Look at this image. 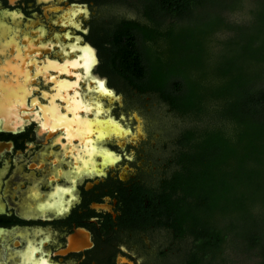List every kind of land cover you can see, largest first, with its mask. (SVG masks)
Here are the masks:
<instances>
[{"label":"trees","instance_id":"obj_1","mask_svg":"<svg viewBox=\"0 0 264 264\" xmlns=\"http://www.w3.org/2000/svg\"><path fill=\"white\" fill-rule=\"evenodd\" d=\"M141 2L145 22L120 21L95 45L102 66L132 92L156 95L203 125L173 142L166 167L175 170H165L159 196L163 225L180 241L192 239L182 264H223L230 243L264 264V214L257 216V206L264 211V40L257 48V27L247 33L229 20L241 0ZM260 19L263 27L264 7ZM213 45L224 48L210 63Z\"/></svg>","mask_w":264,"mask_h":264},{"label":"rangeland","instance_id":"obj_2","mask_svg":"<svg viewBox=\"0 0 264 264\" xmlns=\"http://www.w3.org/2000/svg\"><path fill=\"white\" fill-rule=\"evenodd\" d=\"M141 1L75 0L70 2V0H50L48 3H41L42 13H38L34 19H30L39 23L38 27L34 30L35 27L31 26L32 34L22 36L21 41L16 43V50L14 53L11 52L14 54L16 63H13L12 60L3 63L1 68L5 72H3L5 77L1 79L0 84V91L6 93L7 89L9 91L11 89L8 82L10 80L13 83L17 81L14 65L8 64V62H12L16 65L19 73L16 85L19 87L16 89L19 90V98L16 97L15 104L6 108L4 113L15 118L17 124L22 127L21 131H26L36 123L34 131L38 135V137L36 135V141L29 143L30 145L25 150L28 152V159L32 161L29 165L31 173L23 175L28 181H34L36 177L43 178V173L53 168L56 163L55 158L62 150L61 144L58 142H71L76 139L75 137H78L82 141L80 146H85L90 142L91 144L99 142L101 145L98 149L102 154L101 159L105 157L109 160L103 165L100 155L95 156L97 160H94V164L97 162L99 167L96 169L97 172L90 176L93 180H96V177L101 178L102 175L106 178L107 175L112 174L126 182L130 178L140 176L148 184L156 185L164 175L162 168L166 167L168 159L173 157L176 150L173 142L178 135L186 129L203 126L175 115L156 95L143 96L132 92L124 80L116 75H110L108 69L102 66L99 51L92 49L90 44L91 47L82 43L85 41L82 33L86 34L88 38L101 39L105 34H110L121 20L145 22ZM263 2L264 0H257L256 4L254 0H241V13L228 16L229 20L235 26L242 28L244 32L252 33L257 27V48L264 40V24L262 27L263 22L260 19V13L264 7ZM250 10H254L256 13L249 15ZM256 14L257 22L254 18ZM21 17L23 20V16ZM30 20L28 21L30 22ZM28 21L23 20L30 25ZM90 27L96 33L94 35L93 32V36L90 35V32L93 31H90ZM43 34L46 37L43 38ZM216 38L223 39V37ZM25 39H30L32 43L26 44ZM49 45L54 48L48 47ZM79 46H84L87 54L83 56L80 54L77 57L74 52L83 50V47ZM31 48H33L32 52L28 51ZM223 48V45L210 47L209 54H212L210 63ZM9 49L8 46L6 52ZM236 51L238 52V49ZM27 53L29 59L26 57ZM244 65L247 68L246 71L249 72L257 74L260 70V67L254 63ZM208 69L210 68L208 67ZM7 75L10 76L6 77ZM3 82L4 84H2ZM102 84L104 87H101ZM12 92L15 93V88L12 89ZM73 101L74 103H72ZM103 119L107 120L103 121ZM83 124H86V127ZM70 132L73 133L70 134ZM89 134L91 135L89 136ZM53 136L56 137L50 140ZM72 142L69 146L70 150L74 146V141ZM32 153L37 154L35 157L33 156V160L30 157ZM66 162L67 159L62 163V167H68ZM174 170L175 166L173 165H170L169 168L166 167V176H169ZM68 185L63 179L58 178L41 186L42 188L46 187L47 192L50 193L56 188L68 190ZM254 214L256 215L255 212ZM263 214L264 211L260 206H257V216ZM167 233L162 229L152 237L153 262L149 264H181L183 258L192 249V239L186 237L176 243L172 250H168L165 258H159L158 251L168 248L171 242L170 234ZM233 246L234 244L230 243L229 247L225 248L226 261L223 264H256L255 258L242 257L234 249H230Z\"/></svg>","mask_w":264,"mask_h":264},{"label":"flooded vegetation","instance_id":"obj_3","mask_svg":"<svg viewBox=\"0 0 264 264\" xmlns=\"http://www.w3.org/2000/svg\"><path fill=\"white\" fill-rule=\"evenodd\" d=\"M49 1L0 0L3 42L16 46L22 36L31 35V26L36 29L39 23L30 19L42 13L41 3ZM21 16L25 21L30 20V25L23 22ZM93 32L96 34L93 30L91 36ZM81 35L86 41H82L83 44H90L92 49L99 51L96 38ZM42 36L44 38L45 34ZM84 49L74 53L79 57L86 54ZM1 51L0 65L8 60L16 63L12 49L4 55ZM8 83L16 84L11 80ZM35 126L36 123L21 131L15 118L4 111L0 113V264H149L153 262L152 237L162 229L170 234L171 241L168 248L157 253L159 258H165L168 250L180 240L163 225L164 212L159 207V196L164 175L156 185L148 184L140 176L126 182L112 174L93 180L90 176L99 167L94 160L98 154L102 155L98 149L101 144L90 142L85 147L80 146V139L75 137L71 140L74 141L72 150L68 149L69 141L58 142L62 150L53 168L46 169L43 179L33 177L36 181L29 182L23 175L31 173L32 161L25 150L38 137ZM34 154L30 156L32 160L37 155ZM99 157L103 165L109 162ZM66 159L69 165L62 167ZM162 169L164 174L166 167ZM58 178L69 184L68 190L56 188L48 193L46 187L42 188V184Z\"/></svg>","mask_w":264,"mask_h":264},{"label":"bare ground","instance_id":"obj_4","mask_svg":"<svg viewBox=\"0 0 264 264\" xmlns=\"http://www.w3.org/2000/svg\"><path fill=\"white\" fill-rule=\"evenodd\" d=\"M76 12V11H75ZM65 18H67V17H65ZM70 18V17H69ZM65 21H67V20H65ZM70 22V21H69ZM64 23V22H63ZM29 28V27H28ZM35 29V28H34ZM5 30V29H4ZM3 31V30H2ZM23 31V30H22ZM38 31V30H37ZM23 33V32H22ZM5 36V35H4ZM12 37V36H11ZM33 38V37H32ZM38 38V37H37ZM11 40V39H10ZM26 40V39H25ZM14 41H15V39H14ZM5 42V41H4ZM26 42V44H31L32 42L30 41V39L29 40H26L25 41ZM40 42V41H39ZM35 45V44H34ZM9 46V48L10 49H12L13 51H12V53H14V51L16 50V46L14 45V44H11L10 42H5V44H3V37H1L0 36V50H3V51H1V52H3L2 54L4 55V53H6V50H7V47ZM44 46V45H43ZM41 47V46H40ZM79 47H81V46H79ZM39 48V47H38ZM9 49V50H10ZM32 49L33 48H31V49H29L28 51H30V52H32ZM47 49V48H46ZM77 49V48H76ZM84 49V48H83ZM44 50V49H43ZM18 51V50H17ZM85 51V50H84ZM10 52V51H9ZM64 52V51H63ZM94 53V52H93ZM68 54V53H67ZM72 54V53H71ZM87 54V53H86ZM89 54V53H88ZM28 55V53L26 54V57L29 59V55ZM59 55V54H58ZM82 55V54H81ZM5 56H6V54H5ZM69 56V55H68ZM83 56V55H82ZM66 58V57H65ZM22 59V58H21ZM68 59V58H67ZM18 60H19V57H18ZM36 60V59H35ZM82 60V59H81ZM95 60V59H94ZM10 61V60H9ZM14 61V60H13ZM21 61V60H20ZM33 62V61H32ZM38 62V61H37ZM46 62V61H45ZM82 62V61H81ZM15 63V62H14ZM18 63V62H17ZM8 64L9 65H14L13 66V68L15 69V72H16V74L15 75H17V78H16V80L18 81L19 80V73H18V71H17V67H16V65L15 64H13L12 62L10 63V62H8ZM34 64V63H33ZM37 64V63H36ZM87 64V63H86ZM96 64V63H95ZM3 65V63H1V65H0V78H3L4 77V75H3V69L1 68V66ZM8 65V66H9ZM23 65H24V63H23ZM22 66V65H21ZM41 66V65H40ZM56 66V65H55ZM60 66H62V65H60ZM95 66V65H94ZM39 67V66H38ZM65 67V66H64ZM10 68V67H9ZM19 68V67H18ZM56 68V67H55ZM58 68V67H57ZM60 68H62V67H60ZM63 69V68H62ZM35 70V69H34ZM40 70V69H39ZM26 71V70H25ZM44 71V70H43ZM72 71V70H71ZM20 72V71H19ZM38 72V71H37ZM5 73V72H4ZM39 73V72H38ZM47 73V72H46ZM45 73V74H46ZM73 73V72H72ZM9 74V73H8ZM26 74V73H25ZM91 74V73H90ZM10 75H7V77H9ZM14 77V76H13ZM15 78V77H14ZM35 79V78H34ZM17 81L15 82L16 84L14 85V87L11 85V89H10V91L7 89L6 90V93H4V91H2V93H0L1 95H0V113H3V111L7 108H9L10 106H13V104H15V99H16V97L17 98H19L18 97V94H19V90H16L17 89V87L18 86H16L17 85ZM1 82H2V80L0 81V84H1ZM2 84H4V82L2 83ZM6 84V83H5ZM7 85V84H6ZM103 85V84H102ZM1 86V85H0ZM90 86V85H89ZM104 87V86H103ZM13 88H15V93H13L12 92V89ZM1 89V88H0ZM18 89H19V87H18ZM21 89V88H20ZM65 89V88H64ZM99 89H100V87H99ZM101 90V89H100ZM0 91V92H1ZM65 91V90H64ZM76 94V93H75ZM77 94H79V93H77ZM21 97V96H20ZM65 97V96H64ZM63 97V98H64ZM72 99H73V97H72ZM98 100V99H97ZM71 101V100H70ZM77 101V100H76ZM70 103V102H69ZM72 103H74V101L72 102ZM55 105V104H54ZM57 106V105H56ZM67 106V105H66ZM68 107V106H67ZM74 107V106H73ZM70 108V107H69ZM83 108V107H82ZM75 110H76V108H74ZM58 111V110H57ZM62 111V110H61ZM68 111V110H67ZM74 111V110H73ZM86 111V110H85ZM101 111H102V109H101ZM39 112V111H38ZM70 112V111H69ZM93 113V112H92ZM66 114V113H65ZM80 116H82V115H80ZM43 117V116H42ZM74 117V116H73ZM64 119H65V117H64ZM71 119V118H70ZM84 119V118H83ZM67 120V119H66ZM72 120V119H71ZM73 120H74V118H73ZM94 120V119H93ZM105 120H107V119H105ZM104 119H103V121H105ZM75 121V120H74ZM84 121V120H83ZM90 121V120H89ZM97 121V120H96ZM107 122V121H106ZM78 123V122H77ZM100 123V122H99ZM105 123V122H104ZM108 123H110V122H108ZM112 123V122H111ZM82 124V123H81ZM93 124H94V121H93ZM98 124V123H97ZM95 125V124H94ZM110 125V124H109ZM65 126V125H64ZM66 126H67V124H66ZM78 126V125H77ZM83 126H85L86 127V124L84 125L83 124ZM98 127H99V125H97ZM9 127V126H8ZM92 127H94V126H92ZM75 128H76V126H75ZM88 128V127H87ZM107 128V127H106ZM46 129H48V128H46ZM52 129V128H51ZM96 129V128H95ZM98 129V128H97ZM100 129H101V127H100ZM104 129V128H103ZM77 130V129H76ZM78 131V130H77ZM105 131V130H104ZM109 131V130H108ZM110 131H113V130H110ZM51 132V131H50ZM59 132V131H58ZM91 132V131H90ZM69 133V132H68ZM73 133V132H72ZM71 132H70V134H72ZM80 133V132H79ZM85 133V132H84ZM88 134V133H87ZM95 134V133H94ZM91 134H89V136H90ZM100 135V134H99ZM84 136V135H83ZM82 136V137H83ZM98 136V135H97ZM70 137V136H69ZM68 137V138H69ZM72 137V136H71ZM82 137H81V139H82ZM73 138V137H72ZM78 138V137H77ZM84 138V137H83ZM71 139V138H70ZM76 140H78V139H76ZM72 142V141H71ZM70 142V143H71ZM82 142V141H81ZM86 142V141H85ZM77 143V142H76ZM87 143V142H86ZM64 144V143H63ZM68 146V145H67ZM66 146V147H67ZM78 146V145H77ZM76 146V147H77ZM94 146V145H93ZM85 147V146H84ZM91 147V146H90ZM82 148V147H81ZM92 148V147H91ZM69 149V148H68ZM80 149V148H79ZM78 149V150H79ZM86 149V148H85ZM95 149V148H94ZM66 150V149H65ZM70 150V149H69ZM72 150V149H71ZM74 151V150H73ZM81 151V150H80ZM79 151V152H80ZM84 152H86V151H84ZM77 154V153H76ZM87 154V153H86ZM89 154H90V152H89ZM74 155V154H73ZM99 155V154H98ZM81 156V155H80ZM89 156V155H88ZM101 156V155H100ZM59 156H57V158H58ZM76 157V156H75ZM68 158H69V156H68ZM74 158V157H73ZM72 158V159H73ZM75 159V158H74ZM76 159H78L77 157H76ZM81 160H83V159H81ZM80 160V161H81ZM57 161V160H56ZM61 161V160H60ZM77 161H79V160H77ZM75 162V161H74ZM82 162V161H81ZM85 162H86V160H85ZM85 162H83V163H85ZM82 163V164H83ZM92 164V163H91ZM56 165H59V164H56ZM55 165V166H56ZM67 165H69V164H67ZM80 165V164H79ZM61 167V166H60ZM71 167V166H70ZM80 167H82V165L80 166ZM57 168H58V166H57ZM73 168H75V167H73ZM83 168V167H82ZM59 169V168H58ZM79 169V168H78ZM80 170V169H79ZM73 171V170H72ZM71 173V172H70ZM60 175H61V171H60ZM62 175H63V173H62ZM74 176V175H73ZM43 179V178H42ZM43 181V180H42ZM35 184V183H34ZM34 187H36V186H34ZM78 246V245H77ZM20 252V251H19Z\"/></svg>","mask_w":264,"mask_h":264},{"label":"snow or ice","instance_id":"obj_5","mask_svg":"<svg viewBox=\"0 0 264 264\" xmlns=\"http://www.w3.org/2000/svg\"><path fill=\"white\" fill-rule=\"evenodd\" d=\"M101 87H103V85H101Z\"/></svg>","mask_w":264,"mask_h":264}]
</instances>
